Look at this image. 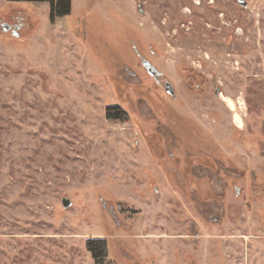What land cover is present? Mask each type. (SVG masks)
I'll return each instance as SVG.
<instances>
[{
  "label": "rangeland",
  "instance_id": "374dc122",
  "mask_svg": "<svg viewBox=\"0 0 264 264\" xmlns=\"http://www.w3.org/2000/svg\"><path fill=\"white\" fill-rule=\"evenodd\" d=\"M246 2L71 0L51 23L0 0V264H98L88 239L109 264H264V0Z\"/></svg>",
  "mask_w": 264,
  "mask_h": 264
},
{
  "label": "trees",
  "instance_id": "16d2710c",
  "mask_svg": "<svg viewBox=\"0 0 264 264\" xmlns=\"http://www.w3.org/2000/svg\"><path fill=\"white\" fill-rule=\"evenodd\" d=\"M47 2L49 4V20L54 23L58 18L70 15L71 0H37ZM107 117L119 119L126 122L129 119L128 113L120 106H112L107 108ZM86 249L91 254L93 260L98 264H109V246L106 239H88L86 241Z\"/></svg>",
  "mask_w": 264,
  "mask_h": 264
},
{
  "label": "flooded vegetation",
  "instance_id": "af4514ba",
  "mask_svg": "<svg viewBox=\"0 0 264 264\" xmlns=\"http://www.w3.org/2000/svg\"><path fill=\"white\" fill-rule=\"evenodd\" d=\"M10 27L11 28L8 31H14V28L15 27H20V25H10ZM19 29H21V28H19ZM19 29H16L15 30V33L18 34V30ZM142 65H143L144 69L147 71V73H149L156 80H158L161 77V73L160 72H157L156 70H154V68H153V66H152V64L150 62H148L146 60H143L142 61ZM171 86H172L171 83H169V82L166 81L165 84H164V90L169 95H175V92H174V94H171V93H169L167 91L168 89H171V88L174 90L173 86L172 87ZM219 177L220 176H216L215 178H219ZM218 186L220 187V184H218ZM215 220H219V216H216L215 217Z\"/></svg>",
  "mask_w": 264,
  "mask_h": 264
},
{
  "label": "water",
  "instance_id": "95a60500",
  "mask_svg": "<svg viewBox=\"0 0 264 264\" xmlns=\"http://www.w3.org/2000/svg\"><path fill=\"white\" fill-rule=\"evenodd\" d=\"M237 3H238V5L241 6V7H244V8L247 7V2H246V0H237ZM2 28H3L4 31H8L11 27H10L9 24L4 23V24L2 25ZM16 29H19V27H15V28H14V31H12V34H13L15 37H18V34L15 33V30H16ZM171 87H172V86H171ZM167 91H168L169 93H171V94H174V90H173L172 88H171V89H168ZM62 205H63L64 208H67V207L71 206V201H70L68 198H63V199H62Z\"/></svg>",
  "mask_w": 264,
  "mask_h": 264
},
{
  "label": "bare ground",
  "instance_id": "6f19581e",
  "mask_svg": "<svg viewBox=\"0 0 264 264\" xmlns=\"http://www.w3.org/2000/svg\"><path fill=\"white\" fill-rule=\"evenodd\" d=\"M229 104V106L233 107V102L231 100L229 101Z\"/></svg>",
  "mask_w": 264,
  "mask_h": 264
}]
</instances>
